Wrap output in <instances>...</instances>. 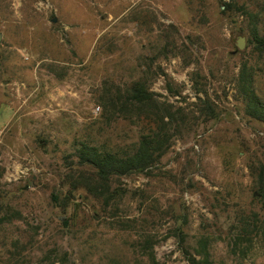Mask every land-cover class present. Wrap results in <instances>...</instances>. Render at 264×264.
Here are the masks:
<instances>
[{"label": "rangeland", "instance_id": "374dc122", "mask_svg": "<svg viewBox=\"0 0 264 264\" xmlns=\"http://www.w3.org/2000/svg\"><path fill=\"white\" fill-rule=\"evenodd\" d=\"M254 28L264 0H0V264H264V122L244 114L235 80L255 66L264 99ZM147 73L185 111L205 91L215 115L190 118L152 167L113 175L104 204L71 186L91 168L74 152L149 125L98 99L104 81Z\"/></svg>", "mask_w": 264, "mask_h": 264}, {"label": "trees", "instance_id": "16d2710c", "mask_svg": "<svg viewBox=\"0 0 264 264\" xmlns=\"http://www.w3.org/2000/svg\"><path fill=\"white\" fill-rule=\"evenodd\" d=\"M169 26L172 27V24L169 23ZM251 33L254 48L261 53L264 50V33H257L256 28ZM157 67L160 68L159 65ZM255 71L256 67L253 65H240L235 78L236 93L241 98L244 114L264 122V99L255 92L253 84ZM148 73L150 74L149 71ZM148 73L135 75L124 85L104 81L98 99L104 112L129 118H137L143 113L149 125L140 129L136 138L124 146H99L81 141L75 149L78 164H87L91 168L75 169L76 177L71 181V186L80 185L93 195L103 197L104 204L112 197L108 182L113 175L129 174L152 167L169 146L173 135L179 133L182 126H187L190 118L204 114L202 120H207L215 115L213 104L204 90L203 96L196 93L194 109L185 111L183 107L161 99L158 93L149 88ZM255 170V192L264 209V163H260ZM190 259L193 264L197 263L194 257Z\"/></svg>", "mask_w": 264, "mask_h": 264}, {"label": "water", "instance_id": "95a60500", "mask_svg": "<svg viewBox=\"0 0 264 264\" xmlns=\"http://www.w3.org/2000/svg\"><path fill=\"white\" fill-rule=\"evenodd\" d=\"M51 20L54 21L55 17H51ZM244 47V37L242 35H238L236 38V48L233 50L235 51L237 48H243ZM257 195V193H254Z\"/></svg>", "mask_w": 264, "mask_h": 264}]
</instances>
